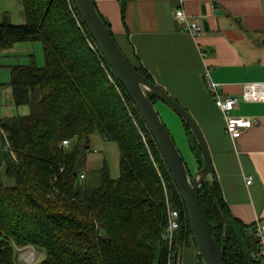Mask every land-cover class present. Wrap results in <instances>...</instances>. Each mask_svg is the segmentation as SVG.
Returning a JSON list of instances; mask_svg holds the SVG:
<instances>
[{
    "label": "trees",
    "instance_id": "trees-1",
    "mask_svg": "<svg viewBox=\"0 0 264 264\" xmlns=\"http://www.w3.org/2000/svg\"><path fill=\"white\" fill-rule=\"evenodd\" d=\"M19 1L25 23H0V49L40 41L44 66L31 60L10 72L12 102L29 114L0 120V264H20L17 249L28 247L44 252L39 264H167L193 241L150 133L123 87L116 82L119 93L110 82L107 63L91 49L95 43L68 0ZM135 69L154 83L141 66ZM182 125L201 168L200 151ZM94 134L116 144L120 161L117 178L104 165L99 185L90 188L80 175L87 177ZM198 201L211 236L225 246L224 264H263L255 258V226L230 215L213 175L200 186ZM167 206L180 213L171 242L164 236Z\"/></svg>",
    "mask_w": 264,
    "mask_h": 264
},
{
    "label": "crops",
    "instance_id": "crops-1",
    "mask_svg": "<svg viewBox=\"0 0 264 264\" xmlns=\"http://www.w3.org/2000/svg\"><path fill=\"white\" fill-rule=\"evenodd\" d=\"M122 1L93 0L130 63L149 73L196 122L230 215L246 226L264 224V103L239 98L244 85L264 82V0H184L182 5L179 0H126L123 19ZM179 7L199 21L202 36L192 37L176 20ZM31 49L24 45L4 52ZM206 71L223 97L239 98L231 115L253 122L236 140L225 132ZM194 163L198 170L196 158ZM179 255L181 264H198L193 243Z\"/></svg>",
    "mask_w": 264,
    "mask_h": 264
},
{
    "label": "water",
    "instance_id": "water-1",
    "mask_svg": "<svg viewBox=\"0 0 264 264\" xmlns=\"http://www.w3.org/2000/svg\"><path fill=\"white\" fill-rule=\"evenodd\" d=\"M75 9L101 56L119 84L125 90L135 110L150 133L171 179L183 202L193 244L202 264H224L225 246H219L211 236L201 208L198 194L200 186L213 175L210 155L202 134L191 115L164 89L143 77L128 61L109 28L99 15L93 0H72ZM162 102L183 124H185L200 151L202 167L190 177L181 153L175 145L168 129L162 122L151 97ZM192 149V143L188 138ZM220 220H224L221 210L214 204ZM199 264V262H198Z\"/></svg>",
    "mask_w": 264,
    "mask_h": 264
},
{
    "label": "rangeland",
    "instance_id": "rangeland-1",
    "mask_svg": "<svg viewBox=\"0 0 264 264\" xmlns=\"http://www.w3.org/2000/svg\"><path fill=\"white\" fill-rule=\"evenodd\" d=\"M2 22L15 25L25 23L22 6L19 0H0V23ZM24 45H29L32 49L28 52H4V49H0V115L2 118L3 116L14 117L29 114V108L27 106L16 107L11 102L9 83L12 68L15 66H26L30 64L31 60H33L38 67L44 66L42 42H19L15 43L10 49ZM155 107L162 122L172 136L176 147L181 153L190 175L194 176L198 171L193 168V164L194 166L196 165L194 163L196 157L188 143V137L182 125V121L162 102L156 101ZM1 146L2 141L0 136V148ZM119 161L120 154L116 144L105 141L98 134H94L90 139L89 149L86 154L85 171L87 172V177H84L86 178L84 183L90 188L97 187L100 182V170L104 165H107L110 177L117 178L119 174ZM1 172L3 177H5L4 169H2ZM5 181L8 185L13 184L9 179L5 178ZM17 257L18 263L20 264H39L41 260L45 258V254L39 250L25 248L20 251L18 250Z\"/></svg>",
    "mask_w": 264,
    "mask_h": 264
},
{
    "label": "built area",
    "instance_id": "built-area-1",
    "mask_svg": "<svg viewBox=\"0 0 264 264\" xmlns=\"http://www.w3.org/2000/svg\"><path fill=\"white\" fill-rule=\"evenodd\" d=\"M68 2H69L70 7L72 8V11L73 10L76 11L73 1L71 2L70 0H68ZM179 2L182 5L184 0H179ZM75 11H73L72 13L76 19ZM175 18L182 24L185 31L188 34H190L192 37L197 38L203 35V30H202V27L199 21L192 20L190 17H188L181 7H179L176 10ZM89 45L91 49L93 50V52L96 53V49H95L97 48L96 45L93 46L91 43ZM97 54L98 53H96V55ZM109 70L110 68L105 67V72L108 75L110 82L114 85L116 91L120 93V87L116 84L117 80L115 76L112 73H110ZM205 77H206V85H207L209 92L213 96L214 104L217 107V109L225 117L226 134L230 136V138L233 140L238 139L243 133V131L253 126V122L247 118L233 116L231 115V112L238 105L239 98L241 101H244V102H263L264 103V82L250 83V84L244 85L242 93L239 98L233 97V96L223 97L219 92V85L212 81V79L209 76L208 71L205 72ZM61 145L63 147H68L69 142L67 140L62 141ZM84 177L85 175L84 173H82L80 175V178L83 179ZM251 182H252V178L248 177L245 183L246 185H250ZM179 227H180L179 211L175 209H171L169 206H167V226L165 229L164 236L166 239H168L169 242L172 241L174 234L179 229ZM255 229H256V236L258 239V248L255 254V258L256 260L264 264V224L255 225ZM28 248H31V247H28ZM18 250L20 251L22 249H17V251ZM181 263L182 261H181V257L179 254H174V255L169 256L168 261H167V264H181Z\"/></svg>",
    "mask_w": 264,
    "mask_h": 264
}]
</instances>
